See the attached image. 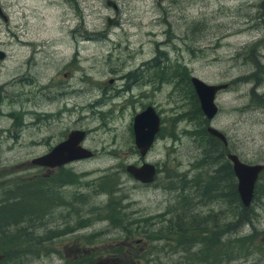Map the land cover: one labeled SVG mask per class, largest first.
Returning <instances> with one entry per match:
<instances>
[{
	"label": "rangeland",
	"instance_id": "1",
	"mask_svg": "<svg viewBox=\"0 0 264 264\" xmlns=\"http://www.w3.org/2000/svg\"><path fill=\"white\" fill-rule=\"evenodd\" d=\"M112 1L116 9L106 0H0L7 16V22L0 18V184L43 176L40 166L29 162L45 148L32 144L31 138L40 134L80 125L90 129L87 145L104 146V160L65 165L70 172L59 188L71 190L68 200L54 204L36 222L34 233L42 240L37 249L29 246L32 252L23 264H144L139 256L147 252L144 256L152 261L170 264L196 249L194 243L187 251L174 247L172 239L151 241L141 232L127 235L101 212L90 210L106 199L94 185L103 174L112 173L121 217L140 219L138 225L146 230L173 220L174 207L182 199L181 190L172 185L179 176L196 173L199 156L188 132L194 126L187 117L185 89L174 70L181 77L185 71L207 82H229L215 94L218 109L210 123L224 131L229 146L244 161L264 162V0ZM158 68L168 74L156 76ZM126 72H135L136 79L120 76ZM124 82H129L128 89ZM69 86L74 87L70 93ZM102 87L104 103L97 106L98 112L80 106L99 99ZM59 88L67 93L58 94ZM147 103L161 117V135L145 154V161L156 167L155 175L141 183L124 165L138 160L130 124L133 112ZM50 113L49 120L42 121ZM53 137L52 142L58 139ZM66 169L43 177L49 182ZM257 181L262 186L264 173ZM43 193L38 187L36 194ZM79 194H85L83 202L75 201ZM263 194L251 203L252 226L231 232H251L254 240L248 251L216 264H264ZM43 195L47 198L42 206L51 199L48 192ZM221 207L210 200L194 209L205 214ZM70 224L79 227L69 229ZM121 241L130 242L126 248L131 255L119 253L127 250Z\"/></svg>",
	"mask_w": 264,
	"mask_h": 264
},
{
	"label": "trees",
	"instance_id": "2",
	"mask_svg": "<svg viewBox=\"0 0 264 264\" xmlns=\"http://www.w3.org/2000/svg\"><path fill=\"white\" fill-rule=\"evenodd\" d=\"M173 64L176 66L180 63L174 62ZM157 66L159 65L157 64ZM158 70L161 69L158 68ZM172 74L179 76L181 86L185 89V99L189 103L186 109L187 117L194 126L188 132L194 137L199 149V156L194 165L197 168L196 173L187 178L181 175L172 185L173 189L181 190L180 198L182 199L181 204L174 207L173 220L167 218L164 225H159L156 228L151 225L146 230L138 225L140 219L121 217L118 213L121 204L118 196L114 195L118 190L116 187L117 179L112 173L104 174V178L101 176L100 181L94 185V189H98L99 192L102 191L106 195L104 205L103 203L95 204L91 206L93 209L90 210L101 212L112 227L124 230L127 235L141 232L151 241L162 238L168 242L172 239L174 247H180L186 251L191 248L192 243L197 244L196 249L181 255L178 259L171 261L170 264H216L223 260H230L235 253H239L243 249L248 251L254 240L251 232L236 235H232L231 232L244 224L252 226L254 212L251 203L258 193H264V182L260 186L256 180L252 199L247 206H243L234 188L235 178L230 162L224 155V151L229 149L228 138L226 137L225 146L219 138L206 131L205 124L208 119L203 116L198 106L187 72L183 71V77L180 74H175V70ZM172 81L175 86V81ZM214 165L217 166L214 167ZM263 173L264 167L258 173L257 178ZM63 178L60 181H54L62 183ZM45 180L42 178H25L14 180L6 185L0 184V252L2 253L0 264H23L26 256L32 252L29 246L37 249L40 246V240H42L34 233L38 227L36 222L42 221L44 212L54 204L68 200L62 194H58L57 191L43 187L41 182ZM38 187L44 193L48 192L51 197L44 206L42 205L47 197L43 195L44 193L36 194ZM35 197L39 198L37 204L34 201ZM77 197L81 198L76 199V202H83L85 194H79ZM210 199H215L222 206L218 212L211 211L202 214L194 209L195 204H205ZM30 202H34V204H30ZM8 226L13 229L11 233L8 231ZM57 233H50L46 237L55 236ZM167 233H170L171 236ZM241 247L243 248L240 250ZM34 252L36 253V251ZM144 255L139 256V261H143L144 264H168L157 259L152 261ZM78 261L76 259L74 263Z\"/></svg>",
	"mask_w": 264,
	"mask_h": 264
},
{
	"label": "water",
	"instance_id": "3",
	"mask_svg": "<svg viewBox=\"0 0 264 264\" xmlns=\"http://www.w3.org/2000/svg\"><path fill=\"white\" fill-rule=\"evenodd\" d=\"M106 4L116 9V5L112 0H106ZM0 18L6 21V15L1 7ZM110 20L111 17H107L106 23L108 24ZM2 55L3 51L0 50V57ZM189 81L203 116L208 120L211 119L217 112V104L214 100L215 94L218 90L225 88L228 82H207L192 74L189 75ZM159 122V115L150 104H147L144 108L132 115L131 129L133 143L139 154L143 155L152 144L154 135L159 128ZM205 129L208 133L219 138L223 144L226 143V137L219 128L208 123L205 125ZM83 134L84 131L81 129H70L66 136L55 143L49 151L42 155L34 156L29 162L50 167L69 160L89 156L90 151L79 143L83 138ZM226 158L230 162L231 170L235 178V189L239 200L243 206H247L252 199L254 183L263 167V163L258 161H244L232 151L226 153ZM124 169L130 176L140 182H150L155 175L154 164L147 161H142L140 164L126 163ZM1 257L2 253L0 252Z\"/></svg>",
	"mask_w": 264,
	"mask_h": 264
},
{
	"label": "flooded vegetation",
	"instance_id": "4",
	"mask_svg": "<svg viewBox=\"0 0 264 264\" xmlns=\"http://www.w3.org/2000/svg\"><path fill=\"white\" fill-rule=\"evenodd\" d=\"M6 22H7V16H6ZM264 56V55H263ZM165 66H166V64H165ZM160 75V77H163V76H166L167 74H168V72H166V69H161V70H159L158 71V73L156 72L155 73V75L157 76V75ZM122 78H126V80H130V81H133V80H135L136 79V73L134 72V74L133 75H131L129 72H126V73H123V74H121L120 75ZM82 77V75H80V78ZM165 78V77H164ZM166 79H167V77H166ZM112 80V78H109L108 79V81H111ZM128 85H129V82H124L123 83V87L125 88V89H128ZM96 88H97V86H96ZM74 89V87L73 86H69V90H68V92L70 93V92H72V90ZM193 90V89H192ZM58 91V94H60L61 93V91L63 92V94H66L67 93V91L65 90V88H62L61 89V91H60V88L57 90ZM194 92V91H193ZM99 95H100V97H99V99H96V98H92V100L91 101H88V103H86V104H84V105H80L81 107H87V108H89L91 111H94V112H98L100 109L97 107V106H99V105H101V104H103L104 102H103V100H104V87H102L101 88V90L99 91ZM63 101H64V99H63ZM64 103H65V101H64ZM147 104H150V103H147ZM147 104H145L143 107H141L139 110H141L142 108H144ZM150 105H152V104H150ZM153 106V105H152ZM154 107V106H153ZM155 109V108H154ZM139 110H137V111H139ZM137 111H134L133 112V114L135 113V112H137ZM155 111L158 113V111L155 109ZM35 111H32V115H33V117H34V113ZM103 112H104V110H103ZM5 112H3V114H4ZM6 114V113H5ZM52 114H54V113H50L49 115H47V116H45V117H43L44 119L42 120V121H47V120H49L48 118H49V116L50 115H52ZM132 114V115H133ZM158 115H159V113H158ZM213 118V117H212ZM211 118V119H212ZM132 119V118H131ZM36 119H32L31 118V121L32 122H34ZM159 120H160V122H159V128H158V130H157V132L155 133V135H154V139H153V142L155 141V139L158 137V135H161L160 134V124H161V117H160V115H159ZM30 121V122H31ZM208 123H210V119L209 120H207V123L206 124H208ZM35 124H37L38 125V123H35ZM205 124V125H206ZM23 123H20L19 124V126L20 127H23ZM73 128H77V129H81V130H83L84 131V134H83V138L79 141V143H80V145H82L83 147H85V148H87L89 151H90V155L89 156H86V157H80V158H77V159H73V160H69V161H67V162H64V163H62V164H59V165H55V166H45V165H39L40 166V168L43 170V176H45V175H47V174H49L50 172H52L53 170H55V169H58V171H61V169H63V168H68V169H66V173L64 172V176H62V177H66V175L70 172V168L69 167H65V165H69V164H72V163H74V162H77V161H82V160H88V159H96V160H104V146L103 145H101L100 147H91L90 145H87V133H88V131L90 130V129H88V128H84V127H81L80 125H77V126H75V127H65L63 130H61V131H58V133L57 134H53V133H47V134H40V136H37V138L36 139H34V138H31V140H32V144H42L45 148L42 150V151H40V152H38V153H35L36 154V156L37 155H42V154H44V153H46L47 151H49V149L55 144V143H57L58 141H60V140H62L65 136H66V134H67V132L70 130V129H73ZM221 130V129H220ZM130 131H131V135H132V141H133V133H132V129H131V124H130ZM223 133H224V131L223 130H221ZM54 135H57V137H58V139L57 140H54L53 142H52V140L54 139ZM224 135H225V137H227L226 136V134L224 133ZM227 139V138H226ZM153 142H152V144H153ZM151 144V145H152ZM151 145H150V147H151ZM225 146H226V143L224 144ZM149 147V148H150ZM148 148V149H149ZM229 149L228 150H225L224 151V155L227 153V151H232V152H234L232 149H231V147L229 146L228 147ZM133 151H135V152H137V158H138V160L137 161H135L133 164H140L142 161H145V154H146V152L143 154V155H141V154H139V152H138V150H137V148L135 147V145H134V143H133ZM99 153H102L103 155H98ZM226 157V156H225ZM240 157V156H239ZM148 162V161H147ZM253 162H255V161H253ZM263 162V161H262ZM155 166V165H154ZM215 166H217V165H214V167ZM263 167H264V162H263ZM52 170V171H51ZM155 172H156V167H155ZM42 173V172H41ZM43 176H41V178L42 179H46V177H43ZM51 176V175H50ZM55 177V178H54ZM54 177L53 178H51V180L48 182V181H42L41 182V185L44 187H47V189H51V190H53V191H57V193L58 194H62L63 196H65L66 197V194L69 192V191H71L70 189L68 190V189H64V188H59V186H60V184L59 183H56V181H60V179L62 178V177H60V174L58 175V176H56V174L54 175ZM37 178H40V176H38ZM64 178H63V180H64ZM103 178H104V174H103ZM54 180H56V181H54ZM140 182V181H139ZM65 183H67V182H64V184ZM141 183H146V182H141ZM235 188V187H234ZM236 190V189H235ZM211 200V199H210ZM212 201H216L215 199H213ZM103 203V202H102ZM103 205H104V203H103ZM85 225V224H84ZM83 225V226H84ZM77 227H79V226H75V225H72V224H70V225H68L67 226V228H69V229H72V228H77ZM82 227V226H81ZM66 232V231H65ZM69 232H71V230H69ZM139 239V237L138 238H136V239H134V240H131L133 243H134V241L136 242V240H138ZM122 242V241H121ZM127 242H129V241H123L122 243H126V245H125V249H127L126 248V246H127ZM128 244H130V242L128 243ZM143 244H145V243H143ZM118 249V248H117ZM139 250H140V248H138ZM143 250V249H142ZM90 251V250H89ZM91 253H93V252H91ZM119 253H121L122 255H123V257H127L126 255H131V252L129 251V249H127L126 250V252L124 253V252H122V251H119ZM140 253V252H139ZM115 256V255H114Z\"/></svg>",
	"mask_w": 264,
	"mask_h": 264
},
{
	"label": "bare ground",
	"instance_id": "5",
	"mask_svg": "<svg viewBox=\"0 0 264 264\" xmlns=\"http://www.w3.org/2000/svg\"><path fill=\"white\" fill-rule=\"evenodd\" d=\"M243 26V25H242ZM244 28V27H243ZM262 72V71H261ZM183 73V72H182ZM263 74V73H262ZM184 75V74H183ZM178 77V76H177ZM178 79V78H177ZM11 114V113H10ZM24 114V113H23ZM8 117H9V115H8ZM11 118V117H10ZM9 118V119H10ZM11 120V119H10ZM21 121V120H20ZM22 123V122H21ZM31 125V124H30ZM224 147V146H223ZM224 151V150H223ZM228 152V151H227ZM225 156H226V154H225ZM225 158V157H224ZM207 174V173H206Z\"/></svg>",
	"mask_w": 264,
	"mask_h": 264
}]
</instances>
